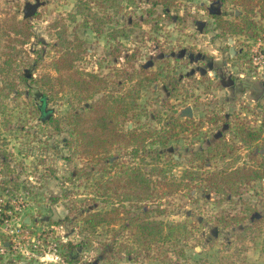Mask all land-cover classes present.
Returning a JSON list of instances; mask_svg holds the SVG:
<instances>
[{
	"label": "rangeland",
	"instance_id": "rangeland-1",
	"mask_svg": "<svg viewBox=\"0 0 264 264\" xmlns=\"http://www.w3.org/2000/svg\"><path fill=\"white\" fill-rule=\"evenodd\" d=\"M85 1L104 20L100 33L76 13L77 0H0V22L31 14L33 32L20 59L32 79L0 107V264H264V177L231 188L222 182L219 191L205 178L264 161V86L256 84H264L260 2L254 0L257 34L248 37L217 27L214 14L235 21L244 13L234 0H175L170 8L150 0ZM63 31L82 41L74 68L106 80L99 92L86 97L47 80L57 75L51 61ZM129 89L137 97L122 127L150 134L106 158L82 156L66 129L56 133L44 121ZM187 107L192 116L182 113ZM245 130L261 139L248 144ZM215 145L220 150L210 157ZM124 169L141 173L148 187L103 194L98 181L126 179ZM173 182L181 183L174 191ZM65 200L76 201L70 214ZM113 206L130 215L145 210L186 230L176 246L139 250L127 231L121 236L100 225L91 233L83 224L87 213ZM236 214L245 219L233 222ZM67 241L78 249L72 262Z\"/></svg>",
	"mask_w": 264,
	"mask_h": 264
},
{
	"label": "trees",
	"instance_id": "trees-1",
	"mask_svg": "<svg viewBox=\"0 0 264 264\" xmlns=\"http://www.w3.org/2000/svg\"><path fill=\"white\" fill-rule=\"evenodd\" d=\"M234 1L243 7L244 13L235 21L223 19L217 14H214L217 17V27L230 36L246 35L248 37H254L257 34V24L253 19L256 6L254 0ZM258 1L260 2V11L264 12V0ZM174 2L175 0H150L152 6L161 5L165 8H170ZM76 13L92 21L94 31L101 32L104 20L96 12L92 11L87 1L77 0ZM31 17V14H28L22 19L10 17L5 22H0V107L5 106L4 99L8 98L14 89L32 79L31 76L23 72L20 66V62H22L21 54L25 52L22 46L33 36L30 23ZM73 18L74 15H71V19ZM56 23L59 22L57 21ZM64 33L65 31L58 35V46L54 47L58 55L51 61V67L57 75L54 78L48 76L47 80L59 81L62 86L66 84L69 88L75 89L78 93L86 97L99 92L102 88L106 87V80L97 74L82 72L74 68L75 61L78 59L79 53L82 50V41L77 37L69 39L67 36H63ZM16 46L19 47L16 48ZM112 54L113 56H118L120 49L116 48ZM139 71L147 74L148 69L147 67H141ZM156 76L157 73L145 78L152 81L156 79ZM140 85L141 82L138 83V86ZM61 90L63 89L61 88ZM136 94L137 90L132 89L118 96L108 93L91 101L87 107L79 111H76L74 108H69L64 115L44 118V121L53 127L56 133L66 129L69 138L68 143H75L82 156H98L99 159H103L109 156L114 149L126 148L143 142L150 134H147L145 131L137 132L135 128L123 129L122 127L124 118L135 104ZM243 132L247 136L245 141L248 144L261 139V133L258 131L245 130ZM218 149L220 150L219 146H217V149L210 147L209 156L214 157L216 155L214 152H217ZM263 166L264 161L257 167L236 169L229 176L212 172L205 177L207 186L211 190L219 191L221 190L222 182H225L230 188L235 183L239 185L242 183H251L264 177ZM124 172H126L125 169ZM124 174H127L126 179L122 176L119 178L112 177L110 179L99 180L98 186L103 190L102 193L107 194L109 190L115 193L122 186L131 188L137 185L144 189L148 187L146 179L141 173L130 170ZM121 181L125 183L122 184ZM170 185L172 191H174L181 186V183L173 182ZM68 200L64 201V206L70 214L74 209L76 201ZM156 210L160 215L164 211L162 209ZM130 212L124 206L122 208L113 206L111 209L93 210L82 218V222L91 233H94L100 225H105L108 231L112 233L117 232L121 236L127 231L132 236L133 241L138 244L139 250H148L152 244L163 245L172 243V245L176 246V243L179 242L181 236L183 237V233L186 230L185 226L181 223H170L156 217L152 219L147 216V211L145 210L133 213L132 215H130ZM231 218L235 223L245 219V217L238 216L237 214ZM216 221L221 222L223 218L219 216ZM251 221L257 223L263 221V217H254ZM74 245L71 241L65 242L64 245V248L69 251L71 262L75 260L73 256L74 252L78 251V249L74 250ZM201 252L202 250L190 254L189 258H191V261H198ZM166 256L165 251L163 259Z\"/></svg>",
	"mask_w": 264,
	"mask_h": 264
},
{
	"label": "water",
	"instance_id": "water-1",
	"mask_svg": "<svg viewBox=\"0 0 264 264\" xmlns=\"http://www.w3.org/2000/svg\"><path fill=\"white\" fill-rule=\"evenodd\" d=\"M182 113H183L184 115L192 116V111H191V108H189V107H187L186 109H184V110L182 111Z\"/></svg>",
	"mask_w": 264,
	"mask_h": 264
},
{
	"label": "crops",
	"instance_id": "crops-1",
	"mask_svg": "<svg viewBox=\"0 0 264 264\" xmlns=\"http://www.w3.org/2000/svg\"><path fill=\"white\" fill-rule=\"evenodd\" d=\"M259 82H261V81H259ZM256 84H257L259 87H260V86H261V87L264 86L263 83H258V82H257ZM257 85H256V86H257Z\"/></svg>",
	"mask_w": 264,
	"mask_h": 264
}]
</instances>
